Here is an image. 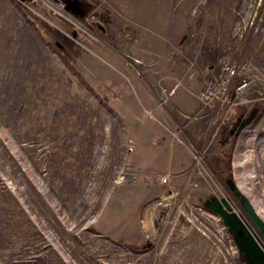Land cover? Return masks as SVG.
<instances>
[{"label": "rangeland", "instance_id": "374dc122", "mask_svg": "<svg viewBox=\"0 0 264 264\" xmlns=\"http://www.w3.org/2000/svg\"><path fill=\"white\" fill-rule=\"evenodd\" d=\"M231 180L264 207V0H0V264H247Z\"/></svg>", "mask_w": 264, "mask_h": 264}, {"label": "water", "instance_id": "95a60500", "mask_svg": "<svg viewBox=\"0 0 264 264\" xmlns=\"http://www.w3.org/2000/svg\"><path fill=\"white\" fill-rule=\"evenodd\" d=\"M251 118L243 121L238 130L239 134L247 126ZM234 193L241 197L242 206L251 220L256 225L260 233L264 236V219L258 214L250 199L242 193L234 181H230ZM211 208L218 213L229 231L238 239V246L247 264H264V248L259 238L252 231L249 224L235 211L229 200L225 197L217 198L211 203Z\"/></svg>", "mask_w": 264, "mask_h": 264}, {"label": "built area", "instance_id": "2783aa9c", "mask_svg": "<svg viewBox=\"0 0 264 264\" xmlns=\"http://www.w3.org/2000/svg\"><path fill=\"white\" fill-rule=\"evenodd\" d=\"M234 69L226 62L223 63L220 75L213 78L207 85L206 89L201 93L202 98H211L212 94H215L220 87L224 88L230 81V78L234 74ZM219 89V90H220ZM199 154H204V151H199Z\"/></svg>", "mask_w": 264, "mask_h": 264}, {"label": "bare ground", "instance_id": "6f19581e", "mask_svg": "<svg viewBox=\"0 0 264 264\" xmlns=\"http://www.w3.org/2000/svg\"><path fill=\"white\" fill-rule=\"evenodd\" d=\"M246 159L243 157V156H241L239 159H237L236 160V164L237 165H242V163L245 161ZM256 175V173L255 172H252L251 173V175H250V177H254ZM241 176L243 177V180L242 181H240L241 182V184H240V187L243 189V191L245 192V193H247L248 195H250V193H251V189H252V186H250V187H246V186H244L245 185V183H247L248 182V180H247V174H244V172H242V174H241ZM249 178V177H248ZM244 184V185H243ZM247 185V184H246ZM241 190V189H240ZM242 191V190H241ZM243 193V192H242ZM244 194V193H243ZM246 195V194H245ZM247 196V195H246ZM248 197V196H247ZM249 198V197H248ZM250 199V198H249ZM251 201V200H250ZM251 203H252V201H251ZM253 203H254V205L256 206V208L255 209H257L258 211H259V215L264 219V214H263V208H261L260 206H258L256 203H255V201H253ZM252 203V204H253ZM259 203V202H258ZM253 205V206H254ZM261 205L263 206L264 205V201L263 202H261ZM256 210V211H257ZM257 211V212H258Z\"/></svg>", "mask_w": 264, "mask_h": 264}, {"label": "flooded vegetation", "instance_id": "af4514ba", "mask_svg": "<svg viewBox=\"0 0 264 264\" xmlns=\"http://www.w3.org/2000/svg\"><path fill=\"white\" fill-rule=\"evenodd\" d=\"M242 217V216H241ZM243 218V217H242ZM251 218V217H250ZM244 219V218H243ZM256 226V225H255ZM264 237V236H263ZM260 243L262 245V247L264 248V243L260 240ZM247 260V259H246Z\"/></svg>", "mask_w": 264, "mask_h": 264}]
</instances>
